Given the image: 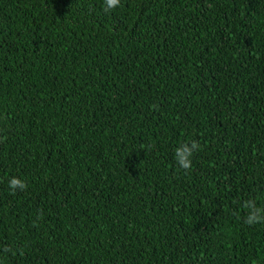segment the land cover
<instances>
[{"label":"trees","instance_id":"trees-1","mask_svg":"<svg viewBox=\"0 0 264 264\" xmlns=\"http://www.w3.org/2000/svg\"><path fill=\"white\" fill-rule=\"evenodd\" d=\"M246 200L264 0H0V264H264Z\"/></svg>","mask_w":264,"mask_h":264},{"label":"clouds","instance_id":"clouds-1","mask_svg":"<svg viewBox=\"0 0 264 264\" xmlns=\"http://www.w3.org/2000/svg\"><path fill=\"white\" fill-rule=\"evenodd\" d=\"M121 0H103V11L107 14L110 11L120 7ZM201 145L195 141L181 143L179 147L174 150V158L179 169L186 173L192 169V157L195 152L200 151ZM11 194H15L17 190L24 191L27 184L18 178H11L8 183ZM243 209L247 210L244 223L248 226L264 223V206L258 207L255 200L243 201L240 205ZM39 219V217H38ZM4 253H9L12 249L8 246L3 247Z\"/></svg>","mask_w":264,"mask_h":264},{"label":"bare ground","instance_id":"bare-ground-1","mask_svg":"<svg viewBox=\"0 0 264 264\" xmlns=\"http://www.w3.org/2000/svg\"><path fill=\"white\" fill-rule=\"evenodd\" d=\"M29 198V197H28ZM72 216V215H71Z\"/></svg>","mask_w":264,"mask_h":264}]
</instances>
